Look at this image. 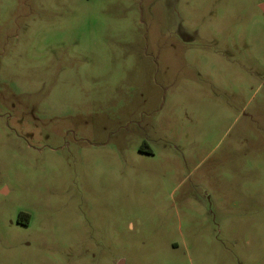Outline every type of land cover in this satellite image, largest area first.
<instances>
[{
    "label": "rangeland",
    "instance_id": "rangeland-1",
    "mask_svg": "<svg viewBox=\"0 0 264 264\" xmlns=\"http://www.w3.org/2000/svg\"><path fill=\"white\" fill-rule=\"evenodd\" d=\"M0 264H264V0H0Z\"/></svg>",
    "mask_w": 264,
    "mask_h": 264
},
{
    "label": "trees",
    "instance_id": "trees-1",
    "mask_svg": "<svg viewBox=\"0 0 264 264\" xmlns=\"http://www.w3.org/2000/svg\"><path fill=\"white\" fill-rule=\"evenodd\" d=\"M151 154V153H150Z\"/></svg>",
    "mask_w": 264,
    "mask_h": 264
}]
</instances>
